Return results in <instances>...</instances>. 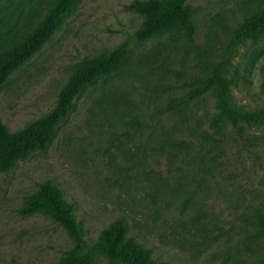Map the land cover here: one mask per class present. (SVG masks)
Returning <instances> with one entry per match:
<instances>
[{"label": "rangeland", "instance_id": "374dc122", "mask_svg": "<svg viewBox=\"0 0 264 264\" xmlns=\"http://www.w3.org/2000/svg\"><path fill=\"white\" fill-rule=\"evenodd\" d=\"M133 0H80L46 45L0 87L11 130L50 111L75 68L131 39L122 70L88 86L46 150L0 172V264H53L74 245L67 229L17 208L53 179L73 201L89 240L124 217L130 232L173 264H264V124L219 128L208 94L189 107L169 98L221 59L264 0H186L194 39L141 41ZM51 0H0V54L44 20ZM208 54L195 43H207ZM233 102L264 108V36L236 45L226 70ZM188 145L180 146L177 140ZM96 264H119L101 257Z\"/></svg>", "mask_w": 264, "mask_h": 264}, {"label": "trees", "instance_id": "16d2710c", "mask_svg": "<svg viewBox=\"0 0 264 264\" xmlns=\"http://www.w3.org/2000/svg\"><path fill=\"white\" fill-rule=\"evenodd\" d=\"M80 0H51L48 13L42 23L11 50L0 54V87L20 67L32 59L53 37L72 14ZM127 7L143 16L136 40H143L167 32H176L194 39L193 10L186 0H133ZM264 36V8L249 15L238 27L225 48L221 59L208 63L204 70L185 81L183 89L169 98L173 107H189L211 94L216 100L218 113L214 118L219 128L227 124L240 127L241 122L264 124V108L245 110L232 100L231 80L226 70L237 44L247 38ZM131 39L95 57L85 58L73 71L69 81L59 94L53 108L32 119L18 130L0 119V172H7L18 162L37 150H46L58 134L62 122L76 107V98L88 86L119 73L130 51ZM201 53L208 54L207 43H195ZM180 146L188 145L185 139L177 140ZM76 206L66 198L65 192L53 179L39 183L36 191L24 196L17 208L21 215L43 214L63 225L74 245L53 264H96L101 257L119 264H173L170 260H158L153 249L144 245L130 232L124 217H119L104 227L99 236L89 240L84 223L77 218Z\"/></svg>", "mask_w": 264, "mask_h": 264}]
</instances>
